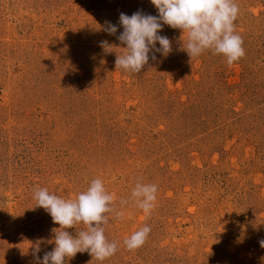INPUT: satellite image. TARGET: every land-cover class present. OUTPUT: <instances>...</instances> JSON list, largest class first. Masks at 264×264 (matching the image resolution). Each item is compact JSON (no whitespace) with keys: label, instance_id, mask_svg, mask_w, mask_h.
I'll list each match as a JSON object with an SVG mask.
<instances>
[{"label":"rangeland","instance_id":"obj_1","mask_svg":"<svg viewBox=\"0 0 264 264\" xmlns=\"http://www.w3.org/2000/svg\"><path fill=\"white\" fill-rule=\"evenodd\" d=\"M236 3L246 55L231 68L211 51L191 60L186 35L163 25L172 51L136 75L116 71L119 15L158 16L150 0H0V264L55 247L37 188L75 199L96 178L124 211L105 225L118 250L65 264H264V0ZM137 181L158 186L148 216Z\"/></svg>","mask_w":264,"mask_h":264},{"label":"clouds","instance_id":"obj_2","mask_svg":"<svg viewBox=\"0 0 264 264\" xmlns=\"http://www.w3.org/2000/svg\"><path fill=\"white\" fill-rule=\"evenodd\" d=\"M150 3L158 11V16L145 14L142 10L131 16L120 13L119 25L123 31L117 39L125 47L116 56V71L138 75L148 65L150 53L153 60L156 59L155 53L167 57L172 47L169 38L159 34L163 25L179 29L186 35L184 47L191 60L211 51L213 55L222 56L231 68L245 57L243 38L235 31L234 22L239 14L236 0H150ZM105 23L104 31L115 35L117 25L109 21ZM100 46L106 52L113 48L106 40L101 41ZM157 192L156 184L137 181L131 199L148 216L155 207ZM33 198L36 207L44 209L53 223L59 226L53 230L55 247L45 252L42 259L36 257L39 264H65L77 253L85 252L96 261L103 262L116 254L117 243L107 240L105 225L109 223L108 214L122 220L124 211L113 206L115 197L106 190L101 179H93L75 199L61 198L51 194L47 188H37ZM120 203L123 207L128 201L121 200ZM80 225L83 229H79ZM72 228L77 230L75 237L68 231ZM150 232L151 227L145 225L126 238L123 244L128 251L134 252L145 244ZM259 244L264 248V239Z\"/></svg>","mask_w":264,"mask_h":264}]
</instances>
